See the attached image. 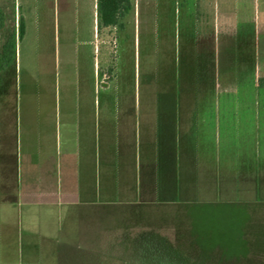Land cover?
<instances>
[{
  "label": "rangeland",
  "instance_id": "obj_1",
  "mask_svg": "<svg viewBox=\"0 0 264 264\" xmlns=\"http://www.w3.org/2000/svg\"><path fill=\"white\" fill-rule=\"evenodd\" d=\"M34 11L43 82L57 95L69 86L66 75L84 77L99 59L107 112L120 104V92L133 90L140 107H264V0H131L122 25L98 32L96 0H0V44L12 39L16 53L20 14ZM27 69L12 64L7 73L18 80ZM161 165L153 194H145L143 178L136 201L107 204L105 231L95 241L59 240L58 264H136L158 244L190 264H264V170L258 194L250 178L256 172L244 171L240 160L232 171L221 163L214 175L196 177L187 160L179 192L173 179L163 180ZM32 261L13 253L0 264Z\"/></svg>",
  "mask_w": 264,
  "mask_h": 264
},
{
  "label": "crops",
  "instance_id": "obj_2",
  "mask_svg": "<svg viewBox=\"0 0 264 264\" xmlns=\"http://www.w3.org/2000/svg\"><path fill=\"white\" fill-rule=\"evenodd\" d=\"M20 15L17 52L13 43L7 59V41L0 44V259L15 253L31 264H58L59 240L78 246L105 231L107 204L136 201L143 178L145 194H153L158 163L163 180L173 179L179 191L187 160L194 177L206 170L214 175L221 163L232 171L240 160L244 171L256 172L250 178L259 194L264 107H140L133 90L120 92V104L107 112L99 59L84 77L66 75L69 86L57 95L42 78L41 33L34 23L40 17L35 11ZM96 17L97 32L108 27L97 11ZM12 64L28 68L20 88L7 73ZM162 98L166 103L170 96Z\"/></svg>",
  "mask_w": 264,
  "mask_h": 264
},
{
  "label": "trees",
  "instance_id": "obj_3",
  "mask_svg": "<svg viewBox=\"0 0 264 264\" xmlns=\"http://www.w3.org/2000/svg\"><path fill=\"white\" fill-rule=\"evenodd\" d=\"M96 7L100 22L106 26H114L119 25L121 17L130 10L131 0H96ZM3 51L8 55L7 59L11 57L14 51L12 39L7 41ZM147 252L148 255L136 264H190L161 244L149 246ZM97 261L99 264H105L104 258H98Z\"/></svg>",
  "mask_w": 264,
  "mask_h": 264
}]
</instances>
